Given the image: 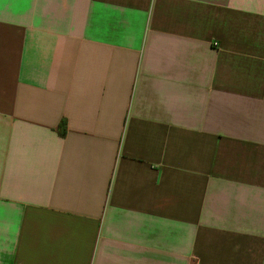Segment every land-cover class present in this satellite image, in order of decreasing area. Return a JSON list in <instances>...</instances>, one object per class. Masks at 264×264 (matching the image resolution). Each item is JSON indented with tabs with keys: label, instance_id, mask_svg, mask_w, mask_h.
Listing matches in <instances>:
<instances>
[{
	"label": "crops",
	"instance_id": "1",
	"mask_svg": "<svg viewBox=\"0 0 264 264\" xmlns=\"http://www.w3.org/2000/svg\"><path fill=\"white\" fill-rule=\"evenodd\" d=\"M0 264H264V0H0Z\"/></svg>",
	"mask_w": 264,
	"mask_h": 264
},
{
	"label": "trees",
	"instance_id": "2",
	"mask_svg": "<svg viewBox=\"0 0 264 264\" xmlns=\"http://www.w3.org/2000/svg\"><path fill=\"white\" fill-rule=\"evenodd\" d=\"M59 133H60V134H63V132H62V131H60Z\"/></svg>",
	"mask_w": 264,
	"mask_h": 264
}]
</instances>
